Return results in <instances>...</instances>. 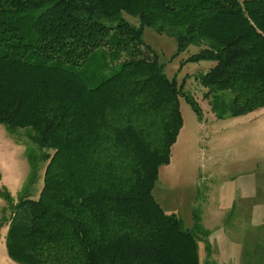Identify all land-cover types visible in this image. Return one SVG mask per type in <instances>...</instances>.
I'll use <instances>...</instances> for the list:
<instances>
[{
  "label": "trees",
  "instance_id": "trees-1",
  "mask_svg": "<svg viewBox=\"0 0 264 264\" xmlns=\"http://www.w3.org/2000/svg\"><path fill=\"white\" fill-rule=\"evenodd\" d=\"M146 26L178 52L199 47L183 63L212 61L198 82L213 110L264 105V0H0V124L38 151L27 145L30 177L7 218L14 261L198 264L200 226L185 228L152 192L182 124L179 97L198 107L144 42Z\"/></svg>",
  "mask_w": 264,
  "mask_h": 264
},
{
  "label": "rangeland",
  "instance_id": "rangeland-1",
  "mask_svg": "<svg viewBox=\"0 0 264 264\" xmlns=\"http://www.w3.org/2000/svg\"><path fill=\"white\" fill-rule=\"evenodd\" d=\"M128 19L138 25L136 18ZM142 37L164 63L166 76L182 84L181 94L191 95L198 107L196 112L179 97L182 124L168 162L158 168L153 195L185 228L200 226L198 264H264V105L243 115H230L227 102L213 110L204 96L207 88L198 82L212 61L182 62L199 47L178 52L173 36L151 26L144 27ZM96 57L97 62L110 58L101 49ZM27 145L36 150L23 129L11 134L0 124V264H22L7 255L5 234L11 205L30 177ZM38 166L33 198L45 163Z\"/></svg>",
  "mask_w": 264,
  "mask_h": 264
}]
</instances>
